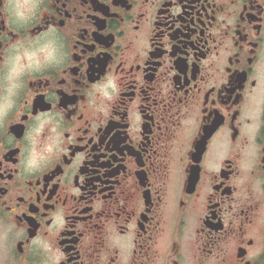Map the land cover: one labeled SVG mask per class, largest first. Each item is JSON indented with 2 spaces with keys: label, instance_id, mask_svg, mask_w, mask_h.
Instances as JSON below:
<instances>
[{
  "label": "flooded vegetation",
  "instance_id": "flooded-vegetation-1",
  "mask_svg": "<svg viewBox=\"0 0 264 264\" xmlns=\"http://www.w3.org/2000/svg\"><path fill=\"white\" fill-rule=\"evenodd\" d=\"M0 264H264V0H0Z\"/></svg>",
  "mask_w": 264,
  "mask_h": 264
}]
</instances>
